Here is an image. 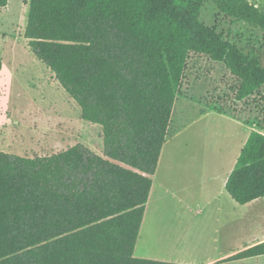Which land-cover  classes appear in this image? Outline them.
Returning a JSON list of instances; mask_svg holds the SVG:
<instances>
[{
	"label": "trees",
	"instance_id": "16d2710c",
	"mask_svg": "<svg viewBox=\"0 0 264 264\" xmlns=\"http://www.w3.org/2000/svg\"><path fill=\"white\" fill-rule=\"evenodd\" d=\"M203 2L27 1L29 49L81 119L100 126L102 150L77 143L45 155L0 152V264H180L133 251L188 56L222 61L239 82L235 100L264 85L257 50L202 23ZM211 2L264 35V7ZM225 190L240 205L264 197V132L250 131ZM258 255L264 242L229 259Z\"/></svg>",
	"mask_w": 264,
	"mask_h": 264
},
{
	"label": "rangeland",
	"instance_id": "374dc122",
	"mask_svg": "<svg viewBox=\"0 0 264 264\" xmlns=\"http://www.w3.org/2000/svg\"><path fill=\"white\" fill-rule=\"evenodd\" d=\"M27 1L7 0L6 6H0V152L20 156L45 155L80 143L101 154L100 126L81 119L79 106L28 47L24 37ZM251 1L264 7V0ZM200 20L205 25L215 26L240 48L256 49L264 64V35L259 30L225 16L211 0H204ZM238 83L222 61H212L205 54H189L184 79L172 109L170 131L179 125V112L192 109L221 110L239 119L241 126L225 138L223 132L214 130L218 124L213 123L214 117L209 116L194 129L174 138L168 146L175 147L176 152L171 154L167 149L162 164L167 166L182 156L180 147L193 130L201 134L196 138V146L202 141L212 143V138L217 142L211 149H195L198 155L210 156L212 151H219L229 159H233L245 137L242 128L247 135L250 127L264 132V85L249 97L235 100ZM172 201V205L163 202L152 205L150 225L153 229L150 239L140 243L138 254L141 251L148 254L159 249L170 250L161 239L164 224L201 219L200 214L187 211L178 200ZM240 262L243 261H235L237 264Z\"/></svg>",
	"mask_w": 264,
	"mask_h": 264
},
{
	"label": "crops",
	"instance_id": "0c3cea01",
	"mask_svg": "<svg viewBox=\"0 0 264 264\" xmlns=\"http://www.w3.org/2000/svg\"><path fill=\"white\" fill-rule=\"evenodd\" d=\"M220 111L192 109L179 112V125H175L172 131L169 126L156 171L152 176L149 196L133 251L135 257L180 264H237L235 261H243L238 264L264 263L262 262L264 255L229 259L230 256L264 242V197L240 205L225 190L227 176L233 169L248 137L247 131L242 128L245 137L233 159H229L219 151H212L210 156L198 155L195 149L205 147L211 149V147H216L217 142H214L212 138V143L202 141L199 146H196L198 145L196 138H200L201 134L193 130L180 147L182 156L167 166L162 164V158L167 149L171 154L176 152L175 147L168 146L174 138L194 129L198 123L209 116L214 117L211 121L218 124L214 130L223 132L222 136L225 138L241 126L239 119ZM178 196L180 199H177ZM172 200H178L181 206L189 212H197L202 216L201 219L164 224L161 239L170 250L159 249L148 254L141 251L138 254L140 243L150 239L153 229L150 225L152 205L158 202L172 205ZM172 256H177V258Z\"/></svg>",
	"mask_w": 264,
	"mask_h": 264
}]
</instances>
